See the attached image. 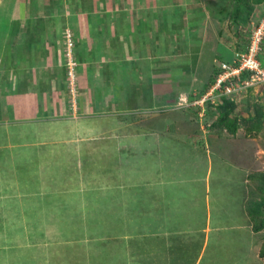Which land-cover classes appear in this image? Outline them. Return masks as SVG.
<instances>
[{
    "label": "rangeland",
    "instance_id": "obj_1",
    "mask_svg": "<svg viewBox=\"0 0 264 264\" xmlns=\"http://www.w3.org/2000/svg\"><path fill=\"white\" fill-rule=\"evenodd\" d=\"M247 1L114 0L125 48L97 0H0V264H264V41L228 70Z\"/></svg>",
    "mask_w": 264,
    "mask_h": 264
},
{
    "label": "crops",
    "instance_id": "obj_2",
    "mask_svg": "<svg viewBox=\"0 0 264 264\" xmlns=\"http://www.w3.org/2000/svg\"><path fill=\"white\" fill-rule=\"evenodd\" d=\"M40 1V0H39ZM46 1H50V0H46ZM91 1V3H92V0H90ZM112 1H114V0H97V2H98V6H97V2H96V4H95V9H94V11H91V13H90V15L89 16H95V17H97V20H98V22L99 23H101V21L103 22V18L101 17V16H104V19L106 20V23H105V27H107L108 28V25H109V27H112L113 29L112 30H117V27H116V25L115 24H113L112 22V20L110 21V19H107V15H108V13L111 11L107 6H108V4L110 3V2H112ZM55 2V1H54ZM53 2V3H54ZM77 2L79 3V5H80V7L81 8H84L85 6H88V3H87V0H77ZM119 2H117V4H118ZM39 4L40 5H42L43 4V0H41V2H39ZM68 4H70V0H57V10H60L59 11V14L60 15H66L67 13H69V12H71V9L70 8H66L67 6H68ZM92 4H94V0H93V3ZM87 7H85L84 9H82V11H84L85 9H86ZM119 12L121 11V10H119V9H117ZM67 12V13H66ZM106 12H107V14H106ZM115 12V11H114ZM118 12V14L120 15V13ZM58 13V12H57ZM64 13V14H63ZM89 13V9L87 8L85 11H84V14L86 15V14H88ZM106 14V15H105ZM130 16H131V13H130ZM128 19L130 18V17H127ZM128 19L126 20L125 18H124V21H125V23L123 24L124 26L122 27V33H123V31L124 30H129V28H128ZM115 26V27H114ZM106 28V29H107ZM110 29V28H109ZM97 30V33H98V35H99V29H96ZM110 31H111V29H110ZM125 32V31H124ZM89 33H93V31H89ZM118 33V31H116L115 32V34L116 35H114L113 36V38L114 39H116L117 38V40L118 41H120V39H121V42H118V43H120L123 47H125L127 44L129 45L130 44V41H129V36H123V34L122 33H120V35L119 34H117ZM94 34V33H93ZM89 35V40H91V38H90V34H88ZM95 35V34H94ZM140 37V38H139ZM141 37H142V35H138V36H136V38H135V41L137 40V41H139V39H141ZM139 38V39H138ZM110 41H111V39H110ZM110 41L109 40H107V42L105 43V45L107 46V45H109L110 46ZM112 42V41H111ZM128 46H126L125 48H127ZM134 47V46H133ZM129 49H131V45H130V48ZM149 63H152V64H154L155 63V61L154 60H152V61H150Z\"/></svg>",
    "mask_w": 264,
    "mask_h": 264
},
{
    "label": "built area",
    "instance_id": "obj_3",
    "mask_svg": "<svg viewBox=\"0 0 264 264\" xmlns=\"http://www.w3.org/2000/svg\"><path fill=\"white\" fill-rule=\"evenodd\" d=\"M250 33H251L249 37L250 41L247 44L246 52H244V54L242 55L237 53L238 61L235 59L234 63L232 64L234 65L233 68L240 67L239 70L237 71V70H234L233 68L228 69L229 71H232V72L236 71V73H240L241 74L240 81H247V82H250L249 79L248 78L243 79L242 76H245L247 71H253L254 68L260 69L259 66H257L258 61H257L256 55L264 41V18L260 21V24H258L252 29ZM227 63L228 62H226V64ZM260 73L264 77V69H260ZM231 74L232 73L228 75V81L230 80ZM230 82L232 81L230 80ZM215 94L220 97H223L229 93L220 90L219 94L217 93Z\"/></svg>",
    "mask_w": 264,
    "mask_h": 264
},
{
    "label": "trees",
    "instance_id": "obj_4",
    "mask_svg": "<svg viewBox=\"0 0 264 264\" xmlns=\"http://www.w3.org/2000/svg\"><path fill=\"white\" fill-rule=\"evenodd\" d=\"M240 1L241 0H239V2ZM242 1L246 5V7L250 5V3L247 0H242ZM263 1L264 0H253L254 3H261ZM241 7H237L236 10L240 9ZM221 11L222 13H224L227 10L226 8H223L221 9ZM231 59H232L231 57L230 59L227 58V61H230ZM220 100H222V105L220 106V108L223 111V113L220 115V118H219L220 121L218 122L220 124H223L229 131L234 132L237 128L236 116H234V118L230 117V115L233 114V104L234 103L233 101H231L232 99H230V97H227V96L221 97ZM258 176H260L262 180L261 184L259 185L260 186L259 189L264 190V173L259 174ZM247 208H248L247 212L251 216V219L253 221V228H255V230L261 229V227L264 226V219H261V218L259 219L258 217L260 213V204H257V202L254 199H252L247 204Z\"/></svg>",
    "mask_w": 264,
    "mask_h": 264
}]
</instances>
